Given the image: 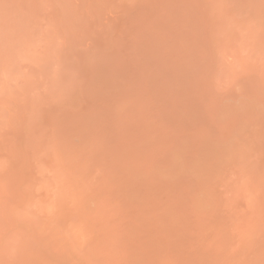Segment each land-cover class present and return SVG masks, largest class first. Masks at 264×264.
<instances>
[{"label":"rangeland","instance_id":"1","mask_svg":"<svg viewBox=\"0 0 264 264\" xmlns=\"http://www.w3.org/2000/svg\"><path fill=\"white\" fill-rule=\"evenodd\" d=\"M0 264H264V0H0Z\"/></svg>","mask_w":264,"mask_h":264}]
</instances>
